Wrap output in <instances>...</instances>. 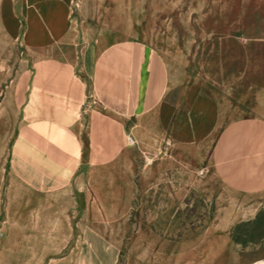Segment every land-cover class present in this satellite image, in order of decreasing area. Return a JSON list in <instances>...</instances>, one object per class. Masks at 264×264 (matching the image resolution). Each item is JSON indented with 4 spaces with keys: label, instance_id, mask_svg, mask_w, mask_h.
I'll return each instance as SVG.
<instances>
[{
    "label": "rangeland",
    "instance_id": "obj_1",
    "mask_svg": "<svg viewBox=\"0 0 264 264\" xmlns=\"http://www.w3.org/2000/svg\"><path fill=\"white\" fill-rule=\"evenodd\" d=\"M12 4L0 15V93L22 65L24 47L2 28L16 33ZM78 10L89 32L158 52L168 91L127 122L118 160L86 167L61 193L29 196L0 163V264H264V193H232L212 164L224 127L264 117V0H84ZM17 125L0 117L1 133Z\"/></svg>",
    "mask_w": 264,
    "mask_h": 264
},
{
    "label": "crops",
    "instance_id": "obj_2",
    "mask_svg": "<svg viewBox=\"0 0 264 264\" xmlns=\"http://www.w3.org/2000/svg\"><path fill=\"white\" fill-rule=\"evenodd\" d=\"M11 1L16 33L2 28L24 50L21 68L12 71L0 93V117L16 116L18 124L16 132H0V163L29 196L61 193L86 167L108 166L122 156L127 122L153 112L165 99L168 67L142 41L89 32L78 10L84 0ZM212 164L232 193H264V117L224 127ZM60 198L49 201L61 204ZM220 231L208 233L217 237ZM217 244L215 239L209 247ZM212 259L216 255L207 258Z\"/></svg>",
    "mask_w": 264,
    "mask_h": 264
}]
</instances>
